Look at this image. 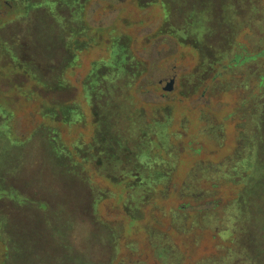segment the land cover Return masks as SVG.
<instances>
[{
  "label": "rangeland",
  "instance_id": "obj_1",
  "mask_svg": "<svg viewBox=\"0 0 264 264\" xmlns=\"http://www.w3.org/2000/svg\"><path fill=\"white\" fill-rule=\"evenodd\" d=\"M52 1L0 0V17L16 10L0 20V264H253L252 259L235 253L237 239L230 233V229H245L244 215L237 208L241 207L238 201L246 192L252 172L246 170L245 160L235 167H241L240 172H235L231 157L239 148L235 137L242 124L238 122V106L243 103L240 113L248 112L244 123L248 128L254 101L248 95L256 91V85L251 91L224 89L220 81H211L216 72L212 69L194 94L180 96L196 53L190 46L179 45L176 37L161 32L178 28V11L167 20L161 0H88L83 22L92 29L86 30L83 24L79 42L87 47L81 50L56 48L49 26L56 22L55 14L68 15L71 10L59 8L57 13ZM37 2L39 6L29 9L30 3ZM249 34L258 33L245 27L240 40L245 41ZM122 36L130 38L127 44L140 62V73L133 85L121 92L112 89L111 95L105 92L91 106L86 103L83 83L92 71L104 70L97 63L108 60L114 39ZM246 43L253 48L252 41ZM22 67L30 70L29 76L20 74ZM40 74L62 87L37 89L35 81ZM171 80L172 89L164 90ZM48 97L79 105L78 114H67L66 121L48 113L42 101ZM121 101L126 105L122 110L125 115L120 123L109 124L110 134L116 128L125 131V138L129 131L139 133L143 126L149 131L147 126L166 113L168 104L174 111L173 128L192 133L191 147L201 149L190 155V148L184 147L185 138L173 139L175 159L152 166L171 167L170 161H174L176 173L167 183L156 186L146 203L134 204L141 216L136 222L123 212L127 202L119 201V190L107 180L123 171H99L85 164L84 169L95 173L90 180L102 196L96 217L108 224L107 231L92 215L93 197L88 188L80 179L52 167L46 155L47 142L42 144L39 135L58 136L73 149V142L89 141L96 119L110 116ZM201 110L208 112L204 120L199 117ZM183 116H189L191 123ZM138 140L128 138L125 146L129 153L140 148ZM242 165L246 171H242ZM193 169L197 170L193 185H188L187 174ZM178 203L189 204L185 207L187 224L185 219L179 228L171 225L170 216L173 204ZM255 206L252 203V213ZM194 214L200 219L198 225L190 223ZM210 214L209 219L200 218ZM257 217V223L262 224L260 212ZM150 225L168 234L171 248L164 259L156 258L151 248ZM261 238L258 241H264V235Z\"/></svg>",
  "mask_w": 264,
  "mask_h": 264
},
{
  "label": "trees",
  "instance_id": "obj_2",
  "mask_svg": "<svg viewBox=\"0 0 264 264\" xmlns=\"http://www.w3.org/2000/svg\"><path fill=\"white\" fill-rule=\"evenodd\" d=\"M88 0H53L56 12L58 9L69 11L68 15L55 14L56 22L49 26L53 37L55 38L56 48L63 47L71 50L77 48L78 50L87 47L84 42H79L82 36L83 12L85 3ZM164 15L167 20L172 17V13L178 11V28H171L168 30L161 29L162 33L171 34L178 39L179 45L190 46L196 53L195 65L184 77V85L180 88L179 95L187 97L194 94L195 91L203 83L204 77L213 72L211 79L215 83V79L220 81L219 85L224 89L236 88L238 90H254L253 94H249L248 98L253 97L254 101L250 107L249 120L251 125L245 127V117L247 114L238 106L237 113L240 119L238 120L241 127L236 132V140L239 144L238 150H234L231 157V167L235 170L238 163L247 165L246 170L252 172L250 174V182L245 187L241 199L238 204L241 207L237 208V212L243 214V224L245 229L236 228L234 231L230 229V233L236 235V243L233 246L237 255H245L247 258L253 260V264H264V3L263 0H161ZM40 3H30L29 9L39 6ZM16 10L13 8L7 13L12 15ZM0 17L3 20L7 17ZM68 20H73L69 22ZM86 25V24H85ZM69 26V28H67ZM255 28L257 35L249 34L244 41L240 40L241 33L244 28ZM86 30L92 29L86 25ZM252 41V49L247 47V41ZM130 41L129 37H121L114 39L110 50V56L105 63H97L102 65L103 71L94 73L93 71L88 76V81L83 83L84 97L86 103L91 106L94 105L96 99H100L105 92L111 95L112 89L121 92L125 87L133 85L135 77L139 75L140 62L136 59L134 54L129 51ZM44 44V42H43ZM47 47L46 44H44ZM96 65V69L98 66ZM115 66V68H114ZM109 70H108V68ZM114 68V70H113ZM113 70V73L111 71ZM30 70L22 67L21 73L25 77L29 76ZM35 81L37 89L53 90L56 87H62L50 82L48 78L42 74L39 75ZM222 81V82H221ZM186 84V85H185ZM198 87V88H197ZM118 89V90H117ZM203 93V92H202ZM108 94V95H109ZM256 94V95H255ZM44 105L48 113L59 117L61 120L67 121V114L76 115L79 112V105L68 104L65 101H54L53 98H43ZM110 98L107 99V105ZM121 101L116 103L117 110L106 117H98L94 122V133L89 141L84 143H72V148H68L63 142L59 141L58 136L49 137V134L44 132L37 133L40 136V141L46 144V155L49 157L48 161H52V167L61 168L64 172H68L72 177L80 179L85 187L90 191L93 197V203L90 205L93 216L96 217V207L98 199L102 196L100 191L96 188V184H92L93 171H87L85 164L97 167L96 169L108 172L123 171L119 177H107L109 184H112L118 191L119 201L127 202V205L122 209L128 218L136 222L140 218V213L137 205L146 203V199L150 193L155 191L156 186L162 183H167L168 180L174 176L175 162L170 161L171 167H159L153 163H159L167 158H174L175 154L172 150L171 142L176 137L186 139V144L189 154L196 155L200 151V147L192 148L193 134H188L183 128L178 131L173 128L174 111L172 107L166 104L164 110L166 113L157 121H154L153 126L140 127L139 133L134 129L129 131L127 138H125V131L118 128L117 131L111 130L110 134L109 124L114 125L120 123L125 112V103ZM114 105V104H113ZM158 105V104H157ZM155 108V107H154ZM107 110V109H106ZM109 111V110H108ZM110 112V111H109ZM108 112V114H109ZM208 112L201 110L199 117L204 120ZM187 123H191L189 116H183ZM229 117V115H228ZM173 118V119H172ZM10 119V117H8ZM243 119V121H242ZM172 121V123H171ZM185 121V120H184ZM4 124L3 127H6ZM157 127V128H156ZM37 128V127H36ZM39 128V127H38ZM43 128V127H41ZM41 130V129H40ZM215 130V129H214ZM214 130H209L213 132ZM146 131V132H145ZM142 133L144 135L142 136ZM189 137V139H188ZM128 138L133 140L138 138L140 141V148L131 150V153L126 149ZM46 139V141H44ZM244 149L245 152L241 150ZM178 154H181L178 151ZM76 157L78 160H76ZM128 169L125 170L124 166ZM236 169L235 172H240ZM243 169L242 171H246ZM197 171V170H196ZM194 169L187 174L186 183L193 185ZM202 172V170H201ZM95 174V173H94ZM261 183V185H258ZM158 192V190H157ZM162 192V191H159ZM95 193L99 194L95 197ZM180 191L175 194L178 196ZM166 194V193H165ZM163 194V199L165 198ZM247 203V205L245 204ZM251 203V204H249ZM255 203L252 213L250 207ZM188 203L173 204L171 208V225L173 227H183L184 220L186 224L188 219L186 217V210ZM258 208V209H257ZM159 211V210H157ZM258 212L262 215L263 223L258 224L255 220ZM198 215L194 214L190 223L193 225L200 224ZM212 215L201 217L209 219ZM138 217V218H137ZM258 218V217H257ZM106 226V230H110L108 224L100 220ZM156 224V223H155ZM104 227V226H103ZM108 227V228H107ZM105 229V228H104ZM108 233V232H107ZM263 233V235H262ZM148 234L151 238V248L157 253L156 258H166L171 245L169 243L168 234L165 231H159L154 225H150ZM108 235V234H107ZM239 236V237H238ZM170 253H172L170 251ZM234 253V252H233ZM170 257V256H169ZM175 256L171 254V259ZM255 261V262H254Z\"/></svg>",
  "mask_w": 264,
  "mask_h": 264
},
{
  "label": "water",
  "instance_id": "obj_3",
  "mask_svg": "<svg viewBox=\"0 0 264 264\" xmlns=\"http://www.w3.org/2000/svg\"><path fill=\"white\" fill-rule=\"evenodd\" d=\"M163 89L167 90V91L171 90L172 89V80L168 83V85L163 86Z\"/></svg>",
  "mask_w": 264,
  "mask_h": 264
}]
</instances>
